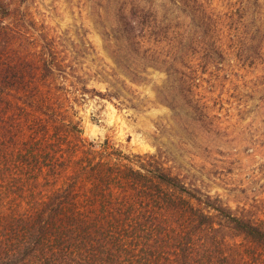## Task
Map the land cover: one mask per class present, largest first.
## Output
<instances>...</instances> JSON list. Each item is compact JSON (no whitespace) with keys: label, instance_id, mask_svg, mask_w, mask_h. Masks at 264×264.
<instances>
[{"label":"rangeland","instance_id":"rangeland-1","mask_svg":"<svg viewBox=\"0 0 264 264\" xmlns=\"http://www.w3.org/2000/svg\"><path fill=\"white\" fill-rule=\"evenodd\" d=\"M15 1L24 60L0 64L2 108L54 103L97 149L158 152L233 209L264 208V0Z\"/></svg>","mask_w":264,"mask_h":264},{"label":"trees","instance_id":"trees-1","mask_svg":"<svg viewBox=\"0 0 264 264\" xmlns=\"http://www.w3.org/2000/svg\"><path fill=\"white\" fill-rule=\"evenodd\" d=\"M22 14L0 0L8 68L24 60ZM21 107L0 105V264H264V208L233 209L158 152L97 149L54 103Z\"/></svg>","mask_w":264,"mask_h":264}]
</instances>
